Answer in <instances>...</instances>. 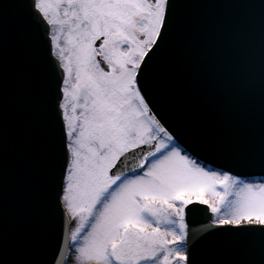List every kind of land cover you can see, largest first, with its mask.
<instances>
[{
    "label": "snow or ice",
    "instance_id": "1",
    "mask_svg": "<svg viewBox=\"0 0 264 264\" xmlns=\"http://www.w3.org/2000/svg\"><path fill=\"white\" fill-rule=\"evenodd\" d=\"M0 264H264V0H0Z\"/></svg>",
    "mask_w": 264,
    "mask_h": 264
},
{
    "label": "water",
    "instance_id": "2",
    "mask_svg": "<svg viewBox=\"0 0 264 264\" xmlns=\"http://www.w3.org/2000/svg\"><path fill=\"white\" fill-rule=\"evenodd\" d=\"M200 219H204V217H201Z\"/></svg>",
    "mask_w": 264,
    "mask_h": 264
}]
</instances>
